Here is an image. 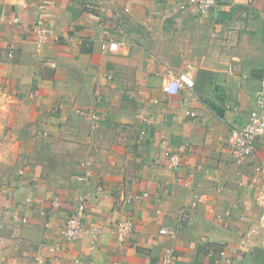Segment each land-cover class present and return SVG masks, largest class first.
Segmentation results:
<instances>
[{"label":"crops","instance_id":"0c3cea01","mask_svg":"<svg viewBox=\"0 0 264 264\" xmlns=\"http://www.w3.org/2000/svg\"><path fill=\"white\" fill-rule=\"evenodd\" d=\"M180 1L0 0V264H159L165 248L175 264H264V137L242 164L228 146L256 108L264 0H218L202 16ZM40 15L59 37L42 49ZM185 72L192 89L163 92ZM196 194L208 201L192 206ZM81 202L101 235L64 241Z\"/></svg>","mask_w":264,"mask_h":264},{"label":"built area","instance_id":"2783aa9c","mask_svg":"<svg viewBox=\"0 0 264 264\" xmlns=\"http://www.w3.org/2000/svg\"><path fill=\"white\" fill-rule=\"evenodd\" d=\"M218 0H181L178 3V10L188 12L191 15L202 16L210 13L216 7ZM43 12V6L40 7ZM20 19L15 18L10 23L11 25L20 24ZM34 37L38 49H42L51 38L58 40V34L54 27L49 23L47 17L40 15L34 24ZM103 50L111 53H119L123 49V43L117 41H109L103 45ZM195 86V80L190 73H181L178 76H173L163 82L162 90L168 95L177 96L181 90L192 89ZM81 115L87 116L93 127L98 123L99 116L92 111H79ZM195 117L196 113H188ZM260 137H264V74L260 80V86L256 93V108L251 111L248 123L240 129H232L228 141V146L236 164L244 163L248 158L253 156L256 150V142ZM185 146H182L180 151H184ZM166 158L171 169L177 168L181 164V156L179 152H166ZM208 197L206 194H196L194 196L192 206H198L201 203H206ZM85 210L86 205L81 202L73 210L71 217L66 222L63 231V240L72 242L79 241L85 237H91L96 241L101 235V229L87 227L85 225ZM182 220L178 224V228H183L185 221L191 224L187 215H182ZM134 229V223L131 219L121 222L117 225L116 233L119 241L127 239ZM177 231L163 228L159 231L161 236H167L171 239L177 238ZM208 255L213 258H218L226 263L231 262V256L226 249L216 251L210 248ZM176 254L174 249L165 248L159 264H175Z\"/></svg>","mask_w":264,"mask_h":264}]
</instances>
